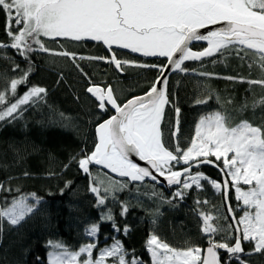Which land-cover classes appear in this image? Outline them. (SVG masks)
Masks as SVG:
<instances>
[{
  "label": "snow or ice",
  "instance_id": "6c2138e0",
  "mask_svg": "<svg viewBox=\"0 0 264 264\" xmlns=\"http://www.w3.org/2000/svg\"><path fill=\"white\" fill-rule=\"evenodd\" d=\"M0 13L4 15V31L8 37V42L0 41V51L12 49L28 61L22 75L10 79L0 90V121L20 118L28 106L39 103L47 92L46 88L33 85L18 93V87L26 85L32 73L33 53L62 55L73 61L101 60L114 64L118 70L134 62L119 59L113 46L144 57L166 59L163 65L135 64L156 68L159 75L147 91L124 103L118 102L111 85L90 83L86 91L96 98L98 108L107 112L110 106L115 114L97 124L94 149L78 160V167L84 173H89L90 165L95 164L130 182L142 183L146 179L157 182L163 178L169 186H176L173 198L183 199L186 190L193 187L202 189V181L223 193L232 223L225 228L216 223L218 217L201 212V231L208 237L207 248L197 245L175 248L153 233L146 241L151 264H221L220 250L228 255L224 264H232L233 260L236 264H246L242 256L264 253V127L246 119L233 123L225 111H210L199 117L194 135L182 148L176 139L181 110L172 104L167 76L169 70L187 73L186 62H202L225 53H235L241 59L250 58L251 54L264 69V0H0ZM45 38L100 42L110 56L85 57L67 50L56 52L47 47ZM193 42H206L207 46L194 50ZM19 67L14 65L13 71ZM192 72L202 77L215 75L196 73L194 69ZM217 78L240 79L264 87V78L247 81L243 77ZM211 98L208 95L196 104H206ZM257 104L264 105V98L255 101L253 107ZM166 106H172L177 117L171 133L175 142L171 146L166 145L162 131ZM132 154L146 161L149 167L133 162ZM204 164L216 167L224 178L212 179L201 171H193ZM97 183L102 182L93 181L90 191L97 195L99 205L105 204L109 194L115 196L127 187L122 181H113L101 189ZM232 190L236 208L229 202ZM0 191L12 189L0 183ZM152 195L157 193L153 191ZM41 199L31 193L0 200V234L5 222L12 227L21 225L37 210ZM237 210L243 212L239 217L235 215ZM126 212L127 205H124L122 214ZM106 218L113 219L110 211ZM113 227L121 230L115 224ZM86 231L89 237L96 236L99 224H91ZM129 231L125 225L123 232ZM224 232L228 233L225 239L216 241L215 236ZM247 242L253 244L250 252H245L243 246ZM47 248V264H145L118 239L99 249L92 242L70 249L61 241L49 240Z\"/></svg>",
  "mask_w": 264,
  "mask_h": 264
},
{
  "label": "trees",
  "instance_id": "16d2710c",
  "mask_svg": "<svg viewBox=\"0 0 264 264\" xmlns=\"http://www.w3.org/2000/svg\"><path fill=\"white\" fill-rule=\"evenodd\" d=\"M4 23V15L0 13V41L8 42ZM48 44L56 52L67 50L85 57L110 56L101 43H62L60 39L51 40ZM192 48L200 50L203 46L195 44ZM249 56L241 59L235 53H225L202 62H187L184 65L189 70L187 73L177 72L170 77V98L172 104L181 110L176 139L182 148L194 135L199 117L210 111H225L233 123L246 119L264 127V105L253 107L255 101L264 98V87L250 85L240 79L217 78L243 77L244 81L264 78V69L258 66L254 56ZM0 57V90H3L10 79L22 75L28 61L12 49L0 51ZM85 60L73 61L62 55L33 53L32 73L27 84L18 87V93L22 94L36 83L47 92L39 103L28 106L20 118L0 121V183L12 189L11 192L0 191V200L31 193L42 198L37 210L21 225L12 227L5 222L0 234V264H47V241H61L70 249H78L93 241L86 231L93 223L99 224L98 247L118 239L129 252L134 250L145 264H151L146 241L153 233L175 248L189 245L205 248L208 237L201 231V212L218 217L216 223L225 228L232 223L223 193L217 192L208 182L202 181V189L193 187L186 190L180 199L173 198L176 188L166 191L149 182L130 184L114 178L126 183L127 187L117 191L104 205L98 204L96 195L90 191V176L107 174L90 168L89 173L83 175L78 160L85 152L93 150L96 142L94 128L111 112H100L86 89L91 81L103 86L116 85L124 93L121 102H125L147 91L159 73L153 67L123 66L118 70L111 63ZM155 62L156 65L165 63L164 60H146L148 65H155ZM17 64L19 70L13 71ZM193 69L196 73L215 75L202 77L194 74ZM208 95L212 98L206 104H196L198 99H206ZM165 112L162 131L166 145L171 146L175 142L171 133L177 117L172 106H167ZM59 113L71 121L60 118ZM197 170L212 179L224 178L212 165L204 164ZM153 191L156 196L152 195ZM229 202L233 208L237 207L233 190ZM124 205H127V212L122 214ZM104 211H110L113 219L102 220ZM241 214V210L235 213L237 217ZM224 217L229 218L225 220ZM113 224L121 230L117 231ZM125 225L130 228L127 234L123 232ZM227 235V232L217 234L215 240L223 241ZM229 242L234 243V240ZM243 246L245 252L253 248L250 242ZM220 255L224 263L228 255L223 250H220ZM242 259L246 264H264V253L244 255ZM232 264L236 261L233 260Z\"/></svg>",
  "mask_w": 264,
  "mask_h": 264
},
{
  "label": "rangeland",
  "instance_id": "374dc122",
  "mask_svg": "<svg viewBox=\"0 0 264 264\" xmlns=\"http://www.w3.org/2000/svg\"><path fill=\"white\" fill-rule=\"evenodd\" d=\"M62 40V43H68V42H73V41H71V40H65V39H61ZM51 40L50 39H47V38H45V40H44V42L45 43H47V42H50ZM48 46H50L49 44L47 45V47ZM49 48H51V46L49 47ZM113 51H115V53L117 54V57L119 58V59H121V60H128V61H132V62H134L133 64H125V65H123L124 67H127V66H135V64H144V65H148V64H146V60L145 59H141V58H138V57H136V56H133V55H130V54H128V53H126V52H123V51H119V50H114L113 49ZM53 56H57V55H54L53 54ZM58 56H61V55H58ZM54 59V58H53ZM68 59L69 60H72L71 58H69L68 57ZM88 60V59H87ZM87 60H85L86 62H88ZM105 62V61H104ZM155 65L157 64V62H155L154 63ZM91 83L93 84V81H91ZM36 85H38V86H41V84H39V83H36ZM112 88H113V90H114V94H115V96L117 97V99H118V102H121V100H122V97L124 96V93H123V91L118 87V86H116V85H112ZM93 100V99H92ZM94 101V100H93ZM122 103V102H121ZM59 116H60V118H64L65 120H68V121H71V119L70 118H68L66 115H64L63 113H59ZM214 159V158H213ZM222 166V165H221ZM194 172L196 171V169H194L193 170ZM103 172V171H102ZM110 176H108L107 177V175H105V174H102V175H92L91 174V176H90V180H91V186H92V184H93V181H100V182H102V183H97L96 184V186L97 187H100L101 189H103V186H106V185H108V184H110V183H112L113 181H119V180H115L114 178H112V177H110ZM218 192V191H217ZM233 193H234V190H233ZM101 194L103 195V191H101ZM96 195V194H95ZM96 197H97V195H96ZM113 197V195H111V194H109L108 195V197H107V199H106V201L107 200H109L110 198H112ZM234 197H235V193H234ZM97 199H98V197H97ZM105 201V202H106ZM104 205V204H103ZM242 212V211H241ZM103 214H102V216H101V219L102 220H108L107 218H106V214L108 213L107 211H104V212H102ZM242 214H243V212H242ZM241 214V215H242ZM203 222V221H202ZM90 238H92L93 239V241H92V243H96L97 244V234H96V236H94V237H90ZM114 242V239L110 242H107L106 244H103V246L102 247H98V244H97V249H99V248H104V247H106V246H110L112 243ZM90 243V242H89ZM87 244V243H86ZM97 254V250H94V255H96ZM150 255V254H149ZM221 256V255H220ZM150 259H151V257H150ZM227 260H228V258H227ZM221 264H224V263H222L221 262Z\"/></svg>",
  "mask_w": 264,
  "mask_h": 264
},
{
  "label": "water",
  "instance_id": "95a60500",
  "mask_svg": "<svg viewBox=\"0 0 264 264\" xmlns=\"http://www.w3.org/2000/svg\"><path fill=\"white\" fill-rule=\"evenodd\" d=\"M83 42H86V43H100V42L91 41V40H86V41H83ZM101 44H102V43H101ZM195 44H199V45H201V46H203V47H206V46H207V45H206V42H193V44H192L191 46H193V45H195ZM102 45H103V44H102ZM103 46L106 47L105 45H103ZM113 48H115V49H117V50H119V51L126 52V53H128V54H130V55L136 56V57L141 58V59H145V60H164V62H165L164 64L167 63L166 59L163 58V57H144V56H142V55H140V54L132 53L131 50H129V49H122V48H119V47H116V46H113ZM194 50H196V49H194ZM206 59H208V58H206ZM204 60H205V59H204ZM186 63H187V62H186ZM177 72H179V71H171V70H169V71L167 72L168 79H170V77H171L172 75L176 74ZM96 85H99V84H96ZM101 86H103V85H101ZM88 87H89V86H88ZM88 87H87V88H88ZM86 93H87V95H88L91 99H93V100L95 101V103L98 105V102H97L96 98H95L92 94L88 93L87 91H86ZM141 95H142V94H141ZM137 96H138V95H137ZM122 103H124V102H122ZM166 107H167V106H166ZM97 108H98V106H97ZM108 109H109V111L111 112L110 116L113 115V114H115V113H114V110H113L110 106H109ZM98 110H99L100 112H103V111H101L99 108H98ZM165 110H166V109H165ZM106 119H108V117H107ZM104 120H105V119H104ZM101 122H102V121H101ZM96 126H97V125H96ZM96 126H95V128H94L95 141H96ZM94 146H95V145H94ZM93 149H94V147H93ZM130 158L133 160V162L139 164L141 167H149V165L147 164L146 161H142V160H140L139 157L136 156L135 154H132V156H131ZM207 165H208V164H207ZM90 168L99 169V170L105 172L107 175H109V176H111V177H113V178H115V179L125 180V181H127L128 183H130V184H142V183H145V182H149V183H152V184H154V185H156V186H158V187H160V188L165 189L166 191H169V190L172 189V188H176V186H169L168 183H167L163 178H160L157 182H152L150 179H146V180H145L144 182H142V183H140V182H130V181L127 180V178L119 177L118 174H116V173H112L109 169H106V168H104L103 166L93 164V165H90ZM80 170H81V169H80ZM81 173H82L83 175L87 174V173H84L82 170H81ZM207 247H208V245H207L205 248H207Z\"/></svg>",
  "mask_w": 264,
  "mask_h": 264
},
{
  "label": "flooded vegetation",
  "instance_id": "af4514ba",
  "mask_svg": "<svg viewBox=\"0 0 264 264\" xmlns=\"http://www.w3.org/2000/svg\"><path fill=\"white\" fill-rule=\"evenodd\" d=\"M81 42H83V41H81ZM105 49H106V47H104ZM114 50H117V49H115V48H113ZM107 50V49H106ZM108 51V50H107ZM109 52V51H108ZM95 102V101H94ZM109 110V109H108ZM179 168V167H178Z\"/></svg>",
  "mask_w": 264,
  "mask_h": 264
}]
</instances>
